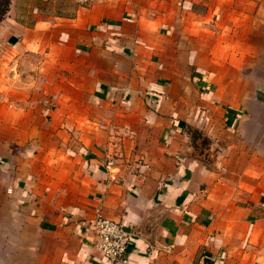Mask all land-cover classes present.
Returning <instances> with one entry per match:
<instances>
[{
  "label": "crops",
  "instance_id": "1",
  "mask_svg": "<svg viewBox=\"0 0 264 264\" xmlns=\"http://www.w3.org/2000/svg\"><path fill=\"white\" fill-rule=\"evenodd\" d=\"M34 1L0 17V264H264V0Z\"/></svg>",
  "mask_w": 264,
  "mask_h": 264
},
{
  "label": "built area",
  "instance_id": "2",
  "mask_svg": "<svg viewBox=\"0 0 264 264\" xmlns=\"http://www.w3.org/2000/svg\"><path fill=\"white\" fill-rule=\"evenodd\" d=\"M106 166L109 167L110 163ZM88 226L95 234L96 248L105 258L113 263L122 258L129 244L130 234L121 223L107 218L101 208L96 207L88 220Z\"/></svg>",
  "mask_w": 264,
  "mask_h": 264
},
{
  "label": "rangeland",
  "instance_id": "3",
  "mask_svg": "<svg viewBox=\"0 0 264 264\" xmlns=\"http://www.w3.org/2000/svg\"><path fill=\"white\" fill-rule=\"evenodd\" d=\"M6 1L7 0H0V17L2 16V13H3L4 9H5ZM25 2L28 3V5H30V6H33L34 4L37 3L34 0H27V1L25 0ZM53 3H56V2H54V1H48V3L45 4L43 7L51 10V9H53V6H52Z\"/></svg>",
  "mask_w": 264,
  "mask_h": 264
}]
</instances>
